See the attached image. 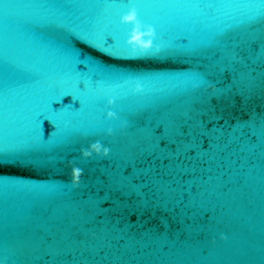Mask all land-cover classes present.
<instances>
[{
    "label": "water",
    "instance_id": "water-1",
    "mask_svg": "<svg viewBox=\"0 0 264 264\" xmlns=\"http://www.w3.org/2000/svg\"><path fill=\"white\" fill-rule=\"evenodd\" d=\"M104 264H264V159L189 214Z\"/></svg>",
    "mask_w": 264,
    "mask_h": 264
},
{
    "label": "clouds",
    "instance_id": "clouds-1",
    "mask_svg": "<svg viewBox=\"0 0 264 264\" xmlns=\"http://www.w3.org/2000/svg\"><path fill=\"white\" fill-rule=\"evenodd\" d=\"M120 22L124 25H130L131 31L128 33L126 43L132 48L133 52L140 50L141 52H147L154 47V40L156 39V31L150 25L143 24L137 15L136 9L129 8V10L120 17ZM156 51H160V45H155ZM134 93H140L143 91V86L136 82L132 89ZM113 103L109 100V105ZM108 119H115L116 113L109 111L106 116ZM108 134H112V129L107 130ZM93 154L107 156L109 149L102 146L100 142L91 143L88 148L81 149V157L85 160L89 159ZM83 175V169L77 166L71 168L70 176L71 183L78 185Z\"/></svg>",
    "mask_w": 264,
    "mask_h": 264
},
{
    "label": "snow or ice",
    "instance_id": "snow-or-ice-1",
    "mask_svg": "<svg viewBox=\"0 0 264 264\" xmlns=\"http://www.w3.org/2000/svg\"><path fill=\"white\" fill-rule=\"evenodd\" d=\"M133 7H134V8L136 9V11H137L138 19H139L143 24L152 26V27L155 29V31H156L155 25H153V24H149V23H144V22L141 20L140 16H139V10H138V8L135 7V5L131 6L130 8H133ZM128 10H129V9H128ZM124 14H125V13H124ZM122 15H123V14H122ZM122 15H121V16H122ZM121 16H120V17H121ZM119 23H120L123 27H125V28L127 29V36H128V33L131 31V26H130V25H124V24H122V23L120 22V18H119ZM71 34H72V35H73L78 41H80L82 44H84V45L88 46L89 48L95 50L96 52H98V53L104 55V54H103V50L100 48V46L97 45V44H94V43L92 42L93 37H94V32H93V31H91V30H85V32H84L83 34H77L76 32H72ZM156 36H157V33H156ZM126 40H127V39H126ZM155 41H156V39L154 40V46H155ZM126 44H127V43H126ZM127 46L132 50V48H131L128 44H127ZM151 50H152V49L148 50L147 52H141L140 50H136L135 52L148 53V52H150ZM132 51H133V50H132ZM106 56H110V57H112L110 54H108V55H106ZM112 58H113V57H112ZM69 95H70V94H69ZM109 100H112V101H113V103H112L111 105H109ZM115 100H116V98H115V97H111V96L105 98V103H106V105H107V107H108L109 109L115 104ZM109 111L114 112V111H112V110H108V111H106V116H107V113H108ZM114 113H115V112H114ZM45 121L48 122L47 117H45V120H44V122H43V124H42V127H43V128H44ZM44 129H45V128H44ZM44 134H45V133H44Z\"/></svg>",
    "mask_w": 264,
    "mask_h": 264
}]
</instances>
